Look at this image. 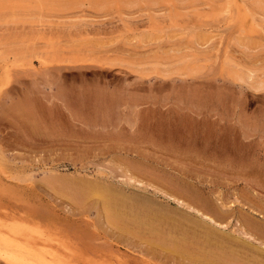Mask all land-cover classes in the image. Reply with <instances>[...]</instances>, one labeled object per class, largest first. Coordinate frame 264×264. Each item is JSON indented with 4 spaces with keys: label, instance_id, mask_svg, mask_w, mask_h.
Instances as JSON below:
<instances>
[{
    "label": "rangeland",
    "instance_id": "rangeland-1",
    "mask_svg": "<svg viewBox=\"0 0 264 264\" xmlns=\"http://www.w3.org/2000/svg\"><path fill=\"white\" fill-rule=\"evenodd\" d=\"M83 1L0 8V241L56 237L77 264H264V90L227 70L264 79V12ZM179 57L200 72L140 73Z\"/></svg>",
    "mask_w": 264,
    "mask_h": 264
},
{
    "label": "bare ground",
    "instance_id": "bare-ground-1",
    "mask_svg": "<svg viewBox=\"0 0 264 264\" xmlns=\"http://www.w3.org/2000/svg\"><path fill=\"white\" fill-rule=\"evenodd\" d=\"M175 1L176 0H95L93 2L98 7H100V9L102 8V10H103L107 6L115 4V3H123L124 6H126V7L128 6L129 8L130 7H132V8L134 7L135 8V6H137L138 3H140V2H144L147 5L154 7V6L158 5V4L173 5V3H177L178 5H180L179 2H183V3L187 2L188 3V1H190V0H179V1L177 0V2H175ZM252 1H253V4L259 10H261L262 13H263L264 12V0H252ZM212 2H213V0H212ZM83 3H84L83 0H79V1H75V2L73 0H0V8H1L2 11H5V12H20V11H28V10H35V11L39 10L40 11L43 8H48L49 10L56 11V10H60L63 7H67V6L71 7V8L72 7L73 8H77L78 6L81 7L83 5ZM181 5H182V3H181ZM176 6H175V8H176ZM182 6H184V5H182ZM168 7L169 6H167V8ZM0 14H2V13H0ZM49 14H51V13H49ZM96 14H98V13H96ZM67 15H69V14H67ZM196 63H198V62H196ZM196 63H194L193 61L189 60L188 58L179 57L176 60H173V61H170V62H165V63H158L156 61L154 63L153 62L152 63H148V64L144 63V64H146V67L142 68L141 71L140 70L139 71H140L141 74L146 75V74L150 73L152 71V69L156 68L158 74L162 78L163 77L166 78V77H169V76H178V77H182L183 78V77H187V76H189V75H191L193 73H199L200 72V71L196 72V71H198ZM126 64H129V63H126ZM134 64H136V63H134ZM138 65H140V67H141L140 63H138ZM142 65H143V63H142ZM129 66L127 65V67H129ZM125 67H126V65H125ZM132 69H133V67H132ZM137 69H139V68L137 67L135 69V71H137ZM227 70H228V73L233 77V79H235L236 82L242 84V86H245L246 89L249 90L250 92H252L254 94H257V93H260V92H262L264 90V79L263 78H256V76L253 77L254 75L251 76L252 73H249V72L246 73L244 71H239V70H237V68H234V67H228ZM191 76H193V75H191ZM205 218H207V217H205ZM207 219L210 222H214L210 218H207ZM43 228H44V226H43ZM38 236L41 237V235H38ZM8 237H10V236H8ZM34 237H35V235H34ZM59 237H60V235H59ZM53 238H56V237L44 236L42 238H38V239H35V240H33V239H29L28 240L27 239L26 240L27 243L22 242V243L26 244V245L24 244V246L19 245L16 242L14 243L13 242L14 240H11V239H13L12 237L10 239V242L1 240L0 241L1 244H3V246L5 245V247H4L5 251L0 253V259L5 264H77V262L75 261L74 258H69V257L68 258L67 257H64V258H62V257L60 258L59 257L58 258L57 252H54L56 250H54V251L52 250L53 249L52 243H54V239ZM18 242H21V241H18ZM42 245H46L47 247H49L47 249H48V253L50 252L49 253L50 257L52 258L51 261H47V260L44 259V255L42 253V249H40L42 247ZM60 246H61V243H60ZM83 247H84L85 250L88 251V253L91 252L88 249L89 247L87 246V244H85V246H83ZM58 251H60V250H58ZM92 252H93V254H95V256H97V253H95L93 250H92ZM64 256H66V255H64ZM99 257L101 259H104V257L102 255L97 256V258H99ZM97 258L95 257L96 260H97ZM95 259H94V262H95ZM87 264H91V262H89Z\"/></svg>",
    "mask_w": 264,
    "mask_h": 264
},
{
    "label": "crops",
    "instance_id": "crops-1",
    "mask_svg": "<svg viewBox=\"0 0 264 264\" xmlns=\"http://www.w3.org/2000/svg\"><path fill=\"white\" fill-rule=\"evenodd\" d=\"M87 246L89 247L88 249L91 251V250H92V249H91L92 247L90 246V244H89V245H87ZM91 252H92V251H91Z\"/></svg>",
    "mask_w": 264,
    "mask_h": 264
}]
</instances>
